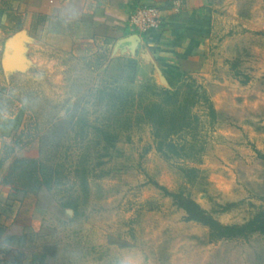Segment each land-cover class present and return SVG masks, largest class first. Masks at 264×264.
<instances>
[{
	"label": "rangeland",
	"instance_id": "374dc122",
	"mask_svg": "<svg viewBox=\"0 0 264 264\" xmlns=\"http://www.w3.org/2000/svg\"><path fill=\"white\" fill-rule=\"evenodd\" d=\"M28 1L0 0V132L14 158L34 157L52 179L26 203L34 202L37 231L21 245L22 263L264 264L263 234L216 238L185 221L161 189L188 195L223 225L264 211V0H209L211 33L198 68L161 72L164 79L135 72L132 82L109 44L121 37L117 30L130 28L136 7L94 26L76 19V3L65 7L64 20L31 14ZM162 18L151 35L166 33ZM77 22L90 24L93 37L81 41ZM14 37L24 46L16 48ZM147 84L176 92L188 108V125L166 138L175 153L158 149L151 124L134 121L161 98ZM115 111L130 120L109 146L75 123L99 124L94 118ZM82 163L86 192L75 171ZM12 164L7 171L25 170L21 159ZM34 168L31 179L12 181L33 182L42 176ZM74 198L76 214L62 207Z\"/></svg>",
	"mask_w": 264,
	"mask_h": 264
},
{
	"label": "crops",
	"instance_id": "0c3cea01",
	"mask_svg": "<svg viewBox=\"0 0 264 264\" xmlns=\"http://www.w3.org/2000/svg\"><path fill=\"white\" fill-rule=\"evenodd\" d=\"M180 1L182 3L178 10L175 9L174 0H29L28 8L31 14L45 13L49 18L66 20L65 7L70 3H76V19L93 20L95 26L103 23L106 16H111L110 14L124 18L130 9L143 3L155 4L161 9L165 23L161 28H167L166 33L151 35L149 31L148 37H143L141 33L132 32L129 27L123 28L116 31L121 37L111 41L109 50L111 58H133L136 61L138 76L143 71L150 75L152 71L155 77L160 76L164 79V75H160L161 72L172 75L197 69L203 42L206 41L207 44L208 35L211 33L208 23L210 1ZM77 24L75 32L77 37H83L81 41L93 37L90 24L87 25L85 22ZM114 32L113 29L110 30L111 34ZM15 37L12 40L15 47H23L24 38L21 37L22 40L17 42ZM13 64L17 63L14 61ZM155 79L157 81V78ZM2 137L0 132V159L4 144ZM14 155L15 153L10 155L0 165V264H23L21 245L30 240L32 233L37 231V221L31 218L32 213H36L34 202L28 205L35 200L33 189L26 183L25 185L14 183L12 179L16 178L15 173L6 170L7 165L14 162ZM27 228L31 232L30 235L26 233Z\"/></svg>",
	"mask_w": 264,
	"mask_h": 264
},
{
	"label": "trees",
	"instance_id": "16d2710c",
	"mask_svg": "<svg viewBox=\"0 0 264 264\" xmlns=\"http://www.w3.org/2000/svg\"><path fill=\"white\" fill-rule=\"evenodd\" d=\"M120 61H122L120 63L122 73H125V77L128 79V82H132L136 72V61L133 58H123ZM146 87L153 95H160L161 98L159 101L149 102L148 104H146L144 106L143 112L138 113L135 116L134 121L135 123L145 122L151 124L154 130L153 135L158 139V149H161L162 146L166 145L171 153H175V145L167 142L166 138L171 134L180 131L183 127H186L188 125V108L186 105L178 103L176 92H169L166 89L158 88L154 84H147ZM108 97L110 98V96ZM119 100L120 99L118 98V101ZM114 102L116 101L114 100ZM122 102L123 101L121 99L120 103ZM1 103L2 98L0 96V108L2 107ZM121 113V111H115L114 113L110 112L108 114H103L101 115V118H94L95 121H97V119L101 121L99 122V124H89L88 120L85 118H77L75 120V123L81 125V129H86L87 127L91 128L95 138H98L97 141H102L103 145L109 146L116 140L118 136V129L122 131L128 128L130 115H121ZM111 117L113 118V123H116L117 125L115 124L113 126H110V123H108L107 120ZM13 153H15L14 145L5 142L2 146L0 165L4 161H6ZM16 159H21L22 163H25V170L21 169V171L19 170L17 172H14L16 173L15 175H17V177H22V179H31V175H34L35 171L34 166H37V171H40L42 175L41 177L40 175L35 176V178H33V182H31L30 180L31 183L24 181L26 182V185L35 190V192L39 189L41 184H43L45 187L49 186L52 178L50 173L47 174L45 172L46 168L42 164V162L30 157L14 158V162L16 161ZM75 171L78 175L77 177H79L80 179V187L84 190V192H86L87 186L85 177L88 173V168L85 167L84 163H82L80 168H77ZM161 189H163L165 194L171 196L173 203L177 208H180L184 211L185 216L183 219L185 221H193L207 226L210 230L211 235L216 238H231L246 235L252 232H259L264 235V211H259L251 219L243 224L223 225L219 223L212 215L207 213L206 210L203 209L198 202H196L188 195H184L180 191L168 192L165 188ZM62 207L71 208L73 210V213L76 214L78 203L74 198L73 200L70 199L64 201Z\"/></svg>",
	"mask_w": 264,
	"mask_h": 264
},
{
	"label": "built area",
	"instance_id": "2783aa9c",
	"mask_svg": "<svg viewBox=\"0 0 264 264\" xmlns=\"http://www.w3.org/2000/svg\"><path fill=\"white\" fill-rule=\"evenodd\" d=\"M181 1L175 0L174 5ZM130 30L145 33L161 26V10L154 5L144 4L135 8L129 17Z\"/></svg>",
	"mask_w": 264,
	"mask_h": 264
},
{
	"label": "water",
	"instance_id": "95a60500",
	"mask_svg": "<svg viewBox=\"0 0 264 264\" xmlns=\"http://www.w3.org/2000/svg\"><path fill=\"white\" fill-rule=\"evenodd\" d=\"M133 36L136 37V35H132V37H133Z\"/></svg>",
	"mask_w": 264,
	"mask_h": 264
}]
</instances>
